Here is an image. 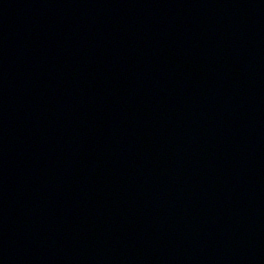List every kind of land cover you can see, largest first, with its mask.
<instances>
[{
    "label": "water",
    "instance_id": "1",
    "mask_svg": "<svg viewBox=\"0 0 264 264\" xmlns=\"http://www.w3.org/2000/svg\"><path fill=\"white\" fill-rule=\"evenodd\" d=\"M0 264H264V0H0Z\"/></svg>",
    "mask_w": 264,
    "mask_h": 264
}]
</instances>
